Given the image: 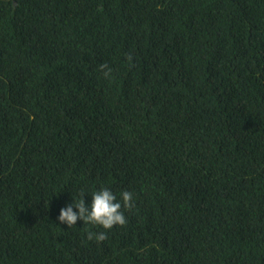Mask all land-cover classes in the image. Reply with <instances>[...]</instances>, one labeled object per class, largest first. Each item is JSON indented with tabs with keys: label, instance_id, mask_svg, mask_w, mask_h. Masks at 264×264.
<instances>
[{
	"label": "trees",
	"instance_id": "trees-1",
	"mask_svg": "<svg viewBox=\"0 0 264 264\" xmlns=\"http://www.w3.org/2000/svg\"><path fill=\"white\" fill-rule=\"evenodd\" d=\"M0 264H264V0H0Z\"/></svg>",
	"mask_w": 264,
	"mask_h": 264
},
{
	"label": "clouds",
	"instance_id": "clouds-1",
	"mask_svg": "<svg viewBox=\"0 0 264 264\" xmlns=\"http://www.w3.org/2000/svg\"><path fill=\"white\" fill-rule=\"evenodd\" d=\"M102 69L107 65H102ZM111 69L104 72L108 76ZM85 193L80 194L77 199L72 200L59 209L58 221L69 227L76 226L77 220L88 225H96L104 231H88L87 239L102 242L107 238V231L115 226H123L127 222L123 209H130L134 206L133 193L123 190L119 194L114 193L109 187H100L92 191L91 201L86 203Z\"/></svg>",
	"mask_w": 264,
	"mask_h": 264
}]
</instances>
